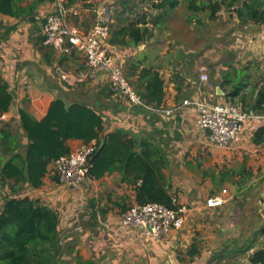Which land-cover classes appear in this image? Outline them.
Listing matches in <instances>:
<instances>
[{"label": "crops", "instance_id": "obj_1", "mask_svg": "<svg viewBox=\"0 0 264 264\" xmlns=\"http://www.w3.org/2000/svg\"><path fill=\"white\" fill-rule=\"evenodd\" d=\"M35 1L37 0H16V5L24 8ZM105 2H111L115 6V0H76L73 5L80 11L79 15L72 19V22L87 32L94 21L93 13L88 10L89 5L96 6ZM119 2L120 5L128 4V1L125 0H119ZM54 3L55 0H41L32 15L36 20L35 23L26 20L25 15V17L15 18L0 13L1 27H13L7 38L0 43V79L6 82L8 90L13 96L9 111L3 114L4 119L0 121V126L2 123H8L12 129L19 130L20 109L32 118L40 120L45 116L50 103L56 98L63 99L67 104L73 101H82L103 116L107 132L121 129L134 136H153L161 141L160 148L169 155L171 151L184 150L185 145L175 144V142L186 137L188 130L195 126L198 127L197 114L192 107L183 105L185 100L202 99L201 94H203L209 100L214 98L218 103L237 102L246 111L264 115V112L245 108L246 104L250 102H252L250 103L252 107L258 91L264 90L262 82L258 85L250 84L251 80L246 74L248 69H244V75L247 76L246 86L244 87V81L240 82L242 88L237 96L229 97L230 87L233 83L229 82L225 73L214 77L211 89L202 92L199 89L201 81L198 75L188 71L184 72L183 64L180 61V64L177 62L169 64L166 61L167 55L163 56L167 53L166 51L157 52L144 49L146 42L142 47H120L109 44L107 46L120 65L125 63L126 66L130 60H141L145 67H152L158 72L164 81V98L158 108L148 109L130 104L124 97L108 88L109 83L103 73H98L96 77L81 84L65 85L55 71L56 66H61L68 72H78L85 71L86 65L84 58L79 54L74 52L70 55L61 54L43 43L41 34L43 21L46 15L53 10ZM123 16H128V12ZM114 21L116 22V19H113ZM113 22L112 29L117 24ZM3 32L4 28H0V33ZM259 37V33L244 37L242 45L245 48L243 56L246 60L262 56ZM121 67L125 75V67ZM105 87L107 89L103 90ZM203 99L206 98L203 97ZM166 111H170V113L166 114ZM263 125L264 121L248 122L245 125L241 143L220 149L219 152L226 155L231 165H228V173L222 179L223 188L217 193L218 195L222 190H226L224 197L228 200L227 191L229 193L235 191L237 194L247 190L248 187L244 185V170H246L244 166H250L256 174L261 168L264 173V167H260L264 166V143L255 145L252 142L254 132ZM202 133L205 139L204 132L202 131ZM168 139L174 144L165 142ZM68 145L71 150H74L81 145V142L70 140ZM246 156L247 164L245 165ZM178 160L174 161L177 166L180 164ZM171 168L172 161L170 159V166L165 174L172 179L175 192L172 197L177 198L178 204L185 205L189 209V214L181 229L172 230L156 241L141 239L135 230L121 224V215L136 204V190L135 184L123 181L117 172L106 174L98 180L88 178L78 190L69 192H50L59 183L53 173L49 172L44 179V185L40 189L34 190L38 192V195L30 198L39 200L58 212L62 263L182 264L176 249L180 244L179 248H186V241L178 242L177 236L186 238L190 234L192 225L189 223L193 221L192 217L194 218L201 209L215 211L216 215L220 216L221 214L225 215V211L217 212L222 206L207 208L205 203L202 206L199 195L191 196L190 189H184L175 183L173 176L170 175ZM48 182L49 186H47ZM241 227H244L245 230L248 225L244 224ZM219 230L221 233L226 231L223 227H220ZM258 232L259 230L256 233ZM259 234L263 235L261 230L257 235L259 236ZM252 240V238L244 236V245L238 246L234 243L230 247L228 246L230 241L225 239L215 248L209 263L253 264L251 262L252 255L263 247L257 245L258 242L253 243ZM193 251L192 255L188 251V255L191 256V264L204 263L201 252L198 249Z\"/></svg>", "mask_w": 264, "mask_h": 264}, {"label": "trees", "instance_id": "obj_2", "mask_svg": "<svg viewBox=\"0 0 264 264\" xmlns=\"http://www.w3.org/2000/svg\"><path fill=\"white\" fill-rule=\"evenodd\" d=\"M75 1L68 0V3L73 5ZM153 1L152 8L158 15L151 19L152 26L158 25L180 2ZM40 3L41 0H37L20 8L16 0H0V13L15 18L26 16V20L35 23L32 15ZM120 6V13L115 11L114 14L117 24L114 29L111 28L108 44L138 47L147 42L151 37L148 21L144 16L124 17L127 4ZM223 7L234 8L236 18L243 24L264 25L263 0H216L197 4L187 0V8L193 13L188 22L196 19L200 23L197 14L206 11L208 18L214 19ZM129 12L134 13L131 8ZM0 28H4V32L0 33L1 43L13 27L0 25ZM124 71L126 80L143 104L158 108L164 98V81L158 72L152 67H145L141 60H130ZM241 88L242 83L233 84L229 97L237 96ZM12 101L13 96L6 82L0 79V116L9 111ZM250 109L264 112V90L258 91ZM19 116V130L12 129L8 123L0 126V187L6 190L0 197V264H63L58 212L39 200L23 195V192L40 189L44 185L48 167L70 152V140H78L81 144L97 141L98 149L89 160V178L98 180L117 172L123 181L135 184L137 205L158 203L168 208L175 207L171 201L172 195H175L172 179L165 174L170 159L168 153L160 148L159 139L134 136L121 129L107 132L103 116L82 101L67 104L63 99L56 98L40 120L32 118L22 109ZM252 142L255 145L264 143V125L254 132ZM261 233L264 235V228ZM263 261V249L252 255L253 264Z\"/></svg>", "mask_w": 264, "mask_h": 264}, {"label": "rangeland", "instance_id": "obj_3", "mask_svg": "<svg viewBox=\"0 0 264 264\" xmlns=\"http://www.w3.org/2000/svg\"><path fill=\"white\" fill-rule=\"evenodd\" d=\"M125 1H128L126 9L129 17L144 16L145 20L148 21L147 27L151 29V37L145 43L144 49L157 52L166 51L167 53L163 56L166 57L167 55L166 61L169 64L179 63L180 61L183 64L184 72L188 71L196 74L198 78L200 70H204L207 81L199 85L202 92L211 89L213 79L218 74L224 75L225 73V77H228L229 82L233 84L243 82V79H245L244 69H248L246 74L251 80V85L264 83V58L259 56L252 60H246L243 56L245 48L242 45L245 36L256 33L261 34L264 25L243 24L236 18L235 12H233L234 8L228 9L225 7L215 14L214 19L208 18V11H206L197 14L200 23L196 19L188 22V17L193 13L187 8V0H179V5L174 10L169 11L168 15L160 20L161 22L158 25L152 26L150 24L151 19L158 15L152 8L153 0ZM212 1L216 0H193L196 4ZM114 3L115 11H120L122 8L119 0H115ZM130 8L133 9L134 13L129 12ZM140 46L142 47L143 44ZM121 66L125 67V63ZM201 96L213 104L218 103L214 98L209 100L203 94ZM233 103L240 106L237 102ZM250 103L246 104L245 108L250 109ZM165 142L174 144L170 139ZM176 143H182L185 148L169 153L172 161L170 175L173 176L175 183L184 187V189H190L189 194L191 196L199 195L202 206H204L208 197L217 194L223 188L221 182L228 173V165L231 164L228 162L226 155L219 152L221 148L207 145L202 131L197 126L188 130L186 137L179 139ZM184 154L185 156H183ZM177 160L180 161L178 166L174 162ZM244 162L246 165L247 156ZM260 167L263 168L264 166ZM244 168L246 169L244 170V185L248 188L237 194H235V191L230 193L227 191L228 200L217 210L220 213L225 211V215L221 214L220 216L216 215L215 211L201 209L194 218L192 217L193 221L189 223L192 225L190 234L186 238L177 236L178 242L186 241V248H179L180 244L176 249L182 264L192 263L188 251L194 249H198L201 256L203 255L204 263L202 264H211L209 261L214 255L215 248L222 244L225 239L230 241L228 246L232 247L234 243L238 246L244 245V236L250 237V239H253V243L258 242L257 245L262 246L264 249V235H257L264 227V173L261 168H259L257 174L250 166H244ZM51 171L52 166L50 165L48 173ZM49 185L48 182L47 186ZM74 190L78 189L63 187L58 184L50 192ZM5 192L6 190L0 187V197ZM23 195L35 197L38 192L26 189ZM244 224L248 225L245 230L244 227H241ZM220 227H223L226 231L221 233ZM257 230H259L258 233H256ZM214 236L216 238H212Z\"/></svg>", "mask_w": 264, "mask_h": 264}, {"label": "built area", "instance_id": "obj_4", "mask_svg": "<svg viewBox=\"0 0 264 264\" xmlns=\"http://www.w3.org/2000/svg\"><path fill=\"white\" fill-rule=\"evenodd\" d=\"M94 21L91 28L84 32L76 26L72 19L79 15L78 7L69 5L68 0H55L53 10L46 15L41 34L43 43L61 54L77 53L85 60L86 70L78 72L65 71L56 66L55 71L60 80L68 86L84 83L90 78L103 73L112 92L124 97L130 104L152 109L143 104L132 86L125 78L123 69L108 49L111 24L114 19L115 6L111 2L91 6ZM259 48L264 58V28L259 37ZM201 83L207 81L204 70H200ZM184 106L192 107L197 114V124L201 131L208 129L205 136L208 146L226 149L241 143L245 125L250 121H264V115L246 111L233 102L211 103L206 99L183 101ZM170 111H166L169 114ZM4 116H0V121ZM98 149L95 140L81 144L74 150L55 160L52 173L57 182L67 188L79 189L89 178V160ZM226 190L220 195H213L205 200L207 208H219L227 199ZM174 208H168L158 203L132 205L121 215V224L138 233L141 239L159 240L172 230L183 227L189 214L185 205L178 204L173 196ZM258 264H264L260 262Z\"/></svg>", "mask_w": 264, "mask_h": 264}, {"label": "water", "instance_id": "obj_5", "mask_svg": "<svg viewBox=\"0 0 264 264\" xmlns=\"http://www.w3.org/2000/svg\"><path fill=\"white\" fill-rule=\"evenodd\" d=\"M140 47H141V46H140ZM218 90L220 91V89H218ZM203 132H204V135H205V136H208V135H209V131H208V129H205Z\"/></svg>", "mask_w": 264, "mask_h": 264}]
</instances>
